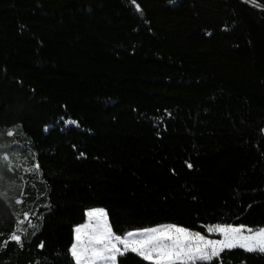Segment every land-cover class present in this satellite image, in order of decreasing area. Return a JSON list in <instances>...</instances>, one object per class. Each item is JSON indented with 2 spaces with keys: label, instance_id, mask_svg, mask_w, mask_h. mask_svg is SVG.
I'll list each match as a JSON object with an SVG mask.
<instances>
[{
  "label": "trees",
  "instance_id": "1",
  "mask_svg": "<svg viewBox=\"0 0 264 264\" xmlns=\"http://www.w3.org/2000/svg\"><path fill=\"white\" fill-rule=\"evenodd\" d=\"M136 4L0 0V264H75L91 208L120 235L264 227V0Z\"/></svg>",
  "mask_w": 264,
  "mask_h": 264
},
{
  "label": "snow or ice",
  "instance_id": "2",
  "mask_svg": "<svg viewBox=\"0 0 264 264\" xmlns=\"http://www.w3.org/2000/svg\"><path fill=\"white\" fill-rule=\"evenodd\" d=\"M131 3L135 5V11L142 13L136 0H131ZM7 134L11 136L15 133L9 130ZM3 160L9 161V157L5 154ZM25 171L42 174L38 163ZM28 215L24 213L25 218ZM86 216L87 221L74 229L75 239L70 252L75 264H117V257H123L129 252L135 253L149 264H213L214 259L223 264L221 253L237 248L248 253L264 254V227L253 228L232 223L205 226L207 233H219L220 239L210 238L200 231L177 224H162L120 235L113 230L104 208L89 209ZM0 223H3L2 219ZM22 224L23 221H20L17 230L8 234L0 251L10 242L22 246V236L18 234L22 230ZM36 227L33 225L34 229ZM40 247H43V243Z\"/></svg>",
  "mask_w": 264,
  "mask_h": 264
},
{
  "label": "rangeland",
  "instance_id": "3",
  "mask_svg": "<svg viewBox=\"0 0 264 264\" xmlns=\"http://www.w3.org/2000/svg\"><path fill=\"white\" fill-rule=\"evenodd\" d=\"M91 209H93V208H91ZM89 210V209H88ZM87 221V216H86V220H85V222ZM84 222V223H85ZM75 229V228H74ZM132 231H134V230H132ZM206 235H209V237L210 238H213V239H220L221 237H220V235H219V233H213V234H209V233H207V231H206ZM74 239H75V233H74Z\"/></svg>",
  "mask_w": 264,
  "mask_h": 264
}]
</instances>
